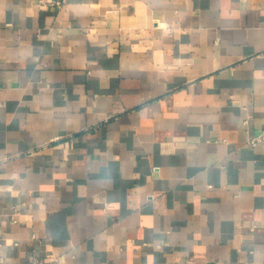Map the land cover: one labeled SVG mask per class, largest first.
<instances>
[{"label": "crops", "instance_id": "crops-1", "mask_svg": "<svg viewBox=\"0 0 264 264\" xmlns=\"http://www.w3.org/2000/svg\"><path fill=\"white\" fill-rule=\"evenodd\" d=\"M52 1L0 0V263L264 264V0Z\"/></svg>", "mask_w": 264, "mask_h": 264}, {"label": "built area", "instance_id": "built-area-1", "mask_svg": "<svg viewBox=\"0 0 264 264\" xmlns=\"http://www.w3.org/2000/svg\"><path fill=\"white\" fill-rule=\"evenodd\" d=\"M61 1L60 0H53L52 3L55 7H59L60 6V3ZM260 140H264V130L259 134L257 135L256 137H254L253 139H251V143L254 144L256 143L257 141H260ZM15 221V220H14ZM44 262V260L42 259H39V258H34L32 260V264H42ZM0 264H4V262H1ZM15 264H23V263H15Z\"/></svg>", "mask_w": 264, "mask_h": 264}]
</instances>
